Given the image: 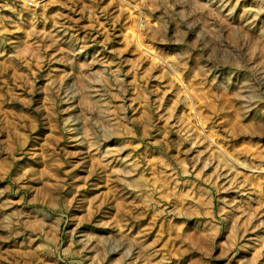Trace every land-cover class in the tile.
Segmentation results:
<instances>
[{"label":"rangeland","instance_id":"374dc122","mask_svg":"<svg viewBox=\"0 0 264 264\" xmlns=\"http://www.w3.org/2000/svg\"><path fill=\"white\" fill-rule=\"evenodd\" d=\"M0 264H264V0H0Z\"/></svg>","mask_w":264,"mask_h":264}]
</instances>
